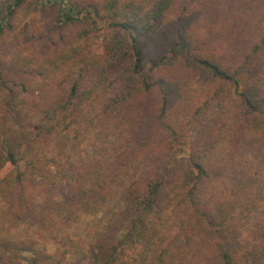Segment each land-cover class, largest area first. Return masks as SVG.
Here are the masks:
<instances>
[{
    "label": "trees",
    "instance_id": "obj_1",
    "mask_svg": "<svg viewBox=\"0 0 264 264\" xmlns=\"http://www.w3.org/2000/svg\"><path fill=\"white\" fill-rule=\"evenodd\" d=\"M37 3L0 0L3 214L97 211L87 264H264V0Z\"/></svg>",
    "mask_w": 264,
    "mask_h": 264
},
{
    "label": "rangeland",
    "instance_id": "obj_2",
    "mask_svg": "<svg viewBox=\"0 0 264 264\" xmlns=\"http://www.w3.org/2000/svg\"><path fill=\"white\" fill-rule=\"evenodd\" d=\"M32 3L33 11L27 20L35 19L40 10L41 4L37 3V0H32ZM109 36L110 33L106 26L100 24L98 30L91 35V50L96 52L103 40ZM59 142L62 143L61 146L53 144L44 151H30V157L33 160H41L37 164L41 173H48L52 169L49 163L53 156L51 154L56 150H61L64 145L62 141ZM62 209H60L62 216H55L59 228H53L44 223L27 226L7 218L3 214V205L0 201V254L5 256L6 263L87 264L85 257L89 254L92 240L98 229L97 218L100 214L95 210L69 213V206L65 210ZM251 226L250 223L245 228V239Z\"/></svg>",
    "mask_w": 264,
    "mask_h": 264
}]
</instances>
